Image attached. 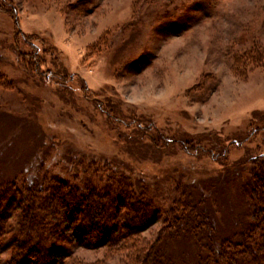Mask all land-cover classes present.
I'll list each match as a JSON object with an SVG mask.
<instances>
[{"label":"rangeland","instance_id":"rangeland-1","mask_svg":"<svg viewBox=\"0 0 264 264\" xmlns=\"http://www.w3.org/2000/svg\"><path fill=\"white\" fill-rule=\"evenodd\" d=\"M148 133L170 141L155 149ZM262 152L264 0H0V181L17 179L0 193L40 184L52 206L35 210L39 232L67 227L59 180L79 184L89 172L97 183L110 164L168 198L182 183L209 194L223 163ZM18 196L7 210L12 226L24 205ZM233 197L226 204L235 206ZM229 214L216 212L227 229ZM8 230L4 239L14 235ZM70 231L66 264H126L125 253ZM181 243L167 247L188 252Z\"/></svg>","mask_w":264,"mask_h":264},{"label":"trees","instance_id":"trees-1","mask_svg":"<svg viewBox=\"0 0 264 264\" xmlns=\"http://www.w3.org/2000/svg\"><path fill=\"white\" fill-rule=\"evenodd\" d=\"M33 53H28L29 61L37 66L40 58ZM87 96H92L90 99L97 101L107 115L115 117L113 110L99 103L97 97L91 93ZM148 138L155 149L170 141L151 133ZM176 142L195 152L191 142ZM223 164L226 170L211 181L209 194L182 183L169 198L162 195L157 183L151 189V183L133 179L118 165L105 164L111 173L105 179L99 177L97 183H93L95 175L89 172L76 178L79 184L59 180L58 190L64 193L55 200L67 227L61 230L58 223L49 234L39 232L44 227L41 220L33 222L37 219L35 210L46 213L52 206L48 202L51 198L37 190L40 184H26V189H18L10 196L2 191L0 200H8L0 209V255L8 249L14 251L7 259L0 256V264H66V258L71 256L62 244L69 242L64 238L67 230L76 231L78 240L90 236L94 247L105 246L125 253L121 256L126 264H264V152L257 156L244 154L231 164ZM0 182V188H13L17 179ZM18 194L24 205L18 207L22 209L20 219L12 226L7 210ZM229 197H233L235 206L226 204ZM240 202L242 206L238 207ZM225 208L230 212L226 217L228 229L216 215ZM158 222L162 224L158 235L150 240L144 238L143 232ZM6 229L14 233L9 239L2 237ZM184 242L188 252L181 250L180 255L172 254L167 247L170 243L185 247Z\"/></svg>","mask_w":264,"mask_h":264}]
</instances>
